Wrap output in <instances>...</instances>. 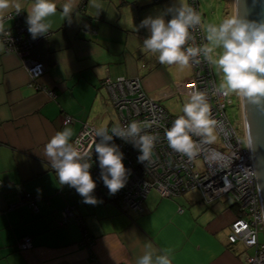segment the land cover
Masks as SVG:
<instances>
[{
    "label": "crops",
    "instance_id": "obj_1",
    "mask_svg": "<svg viewBox=\"0 0 264 264\" xmlns=\"http://www.w3.org/2000/svg\"><path fill=\"white\" fill-rule=\"evenodd\" d=\"M19 2L25 25L34 0ZM66 2L56 0L52 28L31 49L46 67L33 82L19 53L6 51L0 42V264H136L148 243L169 250L172 264H245L247 250H253L228 238L238 215L230 195L207 203L199 190L174 197L154 191L144 211L136 213L96 190L97 203H85L75 188L59 183L45 145L65 127L73 130V139L83 123L109 128L117 121L102 86L107 75L116 78L138 68L147 93L165 107L172 98L184 102L177 85L192 70L162 65L143 50L150 33L139 27L141 21L162 14L172 0H97L101 9L90 0H74L71 22L61 15ZM3 23L16 31V19ZM138 53H147L139 65ZM66 115L74 121L64 124ZM67 206L76 217L63 223ZM24 236L32 244L25 250L18 246Z\"/></svg>",
    "mask_w": 264,
    "mask_h": 264
},
{
    "label": "clouds",
    "instance_id": "obj_2",
    "mask_svg": "<svg viewBox=\"0 0 264 264\" xmlns=\"http://www.w3.org/2000/svg\"><path fill=\"white\" fill-rule=\"evenodd\" d=\"M92 7L101 9L97 0H90ZM74 0L61 6V15L71 22ZM9 9L19 14L22 5L19 0H0V34L10 36L2 22ZM26 23L33 39L49 32L52 28L50 17L57 13L56 0H34L27 10ZM165 16H171L166 20ZM139 27L146 28L150 35L143 40V50L155 54L162 65H176L180 70L200 63L203 58L215 67L220 75L216 91L224 95H236L247 103L264 108V20H252L246 16H232L219 23H206L201 14L188 0L176 3L155 17H147ZM200 28L206 41L200 46H190L192 30ZM183 115L178 116L171 127L166 129L165 137L169 147L189 159L207 152L209 159L215 158L210 148L217 141V121L212 117L208 96L204 91L193 89L183 104ZM150 125L147 122L132 121L125 127L115 125L109 129L100 127L95 130L99 142L95 143V153L101 168V179L114 195L125 187L129 170L124 164V154L119 146L111 143L113 137L131 142L140 155L138 162L149 161L159 137L142 134ZM73 130L65 127L47 142L44 156L56 171L59 183L76 189L85 203L95 204L92 195L96 181L90 171L89 151L80 147L77 139L71 142ZM136 264H172L167 249L157 250L151 243L145 245L142 256Z\"/></svg>",
    "mask_w": 264,
    "mask_h": 264
},
{
    "label": "built area",
    "instance_id": "obj_3",
    "mask_svg": "<svg viewBox=\"0 0 264 264\" xmlns=\"http://www.w3.org/2000/svg\"><path fill=\"white\" fill-rule=\"evenodd\" d=\"M162 2L165 0H154ZM202 16L199 0H188ZM16 19V31L5 28L10 36L0 34V42L6 51H16L23 60V65L33 82L45 71V64L31 55V49L39 38L33 39L28 32V25L22 23V13L11 12L6 19ZM171 19V18H170ZM193 39L190 46H200L206 41L204 33L198 27L192 30ZM139 53L137 54V56ZM137 56L135 63L138 64ZM191 73L181 79L178 86L180 95L185 100L193 89L204 91L212 110V117L217 121L216 134L220 146H210L215 152V158L209 159L207 152H202L189 159L187 156L172 150L165 137L166 129L170 128L174 120L180 116L172 114L157 99L147 93L138 68L134 73L111 78L109 75L102 81V86L108 91L113 107L117 112L115 125L125 127L132 121L147 122L150 126L142 134L157 135L159 139L152 150L149 161L138 162L139 150L131 142L119 137H113L114 143L124 154V164L129 170L125 187L116 194L110 195L108 188L101 179V168L95 153V143L99 138L95 136L98 129L90 123H83L81 129L72 139L80 141V147L89 151L92 167L90 169L96 181L95 190L107 201L118 203L124 210L136 213L144 211V201L151 191H156L162 197L179 196L191 190H199L206 202H211L225 195L233 197L238 206V215L231 223L228 235L231 243H241L253 251L246 258L245 264H264V242L259 239L260 231H264V219L261 210L260 197L254 167L247 144L245 122L242 117L243 136L231 121L227 107L232 102L230 95L216 91L218 87L214 66L203 58L200 63H191ZM52 98L56 97L53 90H49ZM184 100V101H185ZM183 115V114H181ZM74 121L71 115H66L64 124ZM63 223L76 217L73 206L63 209ZM81 223L85 239L91 244V238ZM31 238L24 236L19 242L20 249L31 247Z\"/></svg>",
    "mask_w": 264,
    "mask_h": 264
},
{
    "label": "water",
    "instance_id": "obj_4",
    "mask_svg": "<svg viewBox=\"0 0 264 264\" xmlns=\"http://www.w3.org/2000/svg\"><path fill=\"white\" fill-rule=\"evenodd\" d=\"M236 16L264 20V0H236ZM247 144L254 167L264 219V108L242 99Z\"/></svg>",
    "mask_w": 264,
    "mask_h": 264
},
{
    "label": "rangeland",
    "instance_id": "obj_5",
    "mask_svg": "<svg viewBox=\"0 0 264 264\" xmlns=\"http://www.w3.org/2000/svg\"><path fill=\"white\" fill-rule=\"evenodd\" d=\"M172 1L176 3V0H172ZM199 1H200L202 19L206 23H219L224 18L236 16V1L235 0H199ZM146 58H147V53L146 54L139 53V55L137 56L138 62L144 61L146 60ZM123 70L124 71L126 70V66L123 67ZM214 71H215V75H216L217 82L219 85V82L221 79L220 75L216 71L215 67H214ZM189 74L185 76H188ZM230 96H231L232 102L227 107V113L231 121L235 125V127L238 129L240 134H242L243 133L242 117L244 121L242 98L236 95H230ZM176 98L170 99L169 101L165 102L164 105L172 114L181 115L183 114V111H182L183 104L185 103L188 97L186 98L184 102L183 101L181 102L180 99L178 98L176 99ZM214 145L220 146V144L218 143V139ZM151 192L155 193L154 190ZM214 201H211V202H214ZM207 203H210V202H207ZM259 239L261 242H264V231L263 230L260 231ZM248 251L249 253H251V250H247V252Z\"/></svg>",
    "mask_w": 264,
    "mask_h": 264
},
{
    "label": "trees",
    "instance_id": "obj_6",
    "mask_svg": "<svg viewBox=\"0 0 264 264\" xmlns=\"http://www.w3.org/2000/svg\"><path fill=\"white\" fill-rule=\"evenodd\" d=\"M114 203V202H113ZM116 205H119L118 203H115ZM143 212V211H142Z\"/></svg>",
    "mask_w": 264,
    "mask_h": 264
},
{
    "label": "bare ground",
    "instance_id": "obj_7",
    "mask_svg": "<svg viewBox=\"0 0 264 264\" xmlns=\"http://www.w3.org/2000/svg\"><path fill=\"white\" fill-rule=\"evenodd\" d=\"M236 1V0H235Z\"/></svg>",
    "mask_w": 264,
    "mask_h": 264
}]
</instances>
